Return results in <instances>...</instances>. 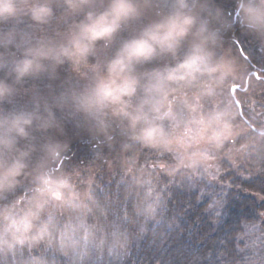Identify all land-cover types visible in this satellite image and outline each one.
Wrapping results in <instances>:
<instances>
[{
    "label": "trees",
    "instance_id": "1",
    "mask_svg": "<svg viewBox=\"0 0 264 264\" xmlns=\"http://www.w3.org/2000/svg\"><path fill=\"white\" fill-rule=\"evenodd\" d=\"M153 1L170 14L190 4ZM230 4L226 20L209 8L203 18L214 41L232 40L246 58L253 72L241 84L216 77L204 50L180 37L172 47L152 40L149 32L165 34L146 18L124 16L90 39L87 29L102 31L114 18L100 0H0V264H250L249 229L264 235V3ZM137 41L152 52L114 65ZM26 61L33 68L22 72ZM62 71L74 76L70 98L85 97L92 121L109 133L41 149L43 98ZM195 99L216 135L208 154L242 150L239 163L220 162L216 180L179 167L153 136L152 105L171 121ZM239 126L241 135H226Z\"/></svg>",
    "mask_w": 264,
    "mask_h": 264
},
{
    "label": "rangeland",
    "instance_id": "2",
    "mask_svg": "<svg viewBox=\"0 0 264 264\" xmlns=\"http://www.w3.org/2000/svg\"><path fill=\"white\" fill-rule=\"evenodd\" d=\"M100 1L108 10L114 13L113 5L116 0ZM230 1L233 3L235 0H220L218 4L216 0H190V4L187 5L185 11L180 14H170L162 10L153 0H130L136 9L135 13L132 14L134 17L139 19L146 18L145 20L148 25L159 33L166 34L171 30L173 36L182 38L187 45L203 49L211 61L212 72L216 77L227 78L241 84L246 76H250L253 72L248 68L246 58L241 54L240 50L235 48L232 40L221 39L214 41L216 35H211V28L214 25L208 20L209 18H203L205 10L209 8L216 10L217 14H220L226 20L227 14H230V11L227 13L228 9L225 6L230 7V9L233 6L230 4ZM262 2L264 3V0ZM241 5L243 6V2L234 5L237 14L240 12ZM185 20L188 21L187 24H184ZM201 22H203V25H201ZM173 23L186 29L183 35H176V28L173 27ZM159 25H163L164 27L158 28L157 26ZM204 27H209L208 33L200 30L204 29ZM68 74L63 73V71L60 74L58 73L55 92L48 95L47 90L43 98L44 105L42 106L41 114L42 120L44 119L42 128L45 133L42 135L40 141H45L46 145L41 149H44L46 146L48 148L63 146L67 140L73 139L78 135L87 136L95 133L107 136L109 133L107 126L100 125L98 128L97 124L92 121L93 111L90 110V104L85 97L79 96V99L83 101L81 104H76L70 98V83L74 80V76L71 77ZM256 75L258 76V73ZM261 75L264 78L263 71ZM244 88L246 89L247 86H244ZM185 102L186 106L182 107V111L178 116H172V122L168 121L170 120L168 115L162 113V104L155 103V105L151 106V110H154L159 116L153 136L157 138V141H162L171 148L170 151L176 155V159L180 162L179 167H188L193 171H202L207 178L216 180L221 171L220 162L226 160L230 163H239L237 160L240 158L242 150L231 147L226 154L209 155V143L211 139H215L216 135L207 133L200 119L201 115L198 111L200 104L198 100ZM139 111L138 109L137 112L139 113ZM244 130L243 126L234 127L228 129L226 135L236 137L241 135ZM51 158H47V162H50ZM41 167L40 164L37 167L30 165L26 167L25 173L28 174L34 170L40 171ZM2 174L6 175L7 172H0V175ZM82 188L84 186L81 187L80 193L76 196L80 200H83V196L85 198V192ZM249 231V234L252 235V258L250 259V264H264V235L257 226L251 227Z\"/></svg>",
    "mask_w": 264,
    "mask_h": 264
},
{
    "label": "clouds",
    "instance_id": "3",
    "mask_svg": "<svg viewBox=\"0 0 264 264\" xmlns=\"http://www.w3.org/2000/svg\"><path fill=\"white\" fill-rule=\"evenodd\" d=\"M75 6V5H73ZM114 9V18L111 22V24L107 27H105L102 31H96L95 29H87L90 32V39H96L103 35L110 34L111 31L114 30L116 23L118 20L122 19L124 16L132 15L135 13L136 9L134 5L130 2V0H116V2L113 5ZM103 19V17H102ZM188 21L185 20L184 24H187ZM158 28L164 27L163 25L157 26ZM173 27L176 28V35H183V33L186 31V29L183 26L177 25L173 23ZM148 36L156 41L157 43H160L161 45H167L168 47H172L175 43V39L173 36L172 31H168L164 36L160 37L157 36L153 32H149ZM152 47L146 42V41H137L133 44L126 45L125 51L122 53L116 61H114V65L121 66L123 64V61L125 58H132L137 55H146L152 52ZM67 55H71V53H66ZM41 65L36 64L35 69L39 70ZM33 68L32 61H26L25 67L22 69V72H26ZM27 122V121H25ZM18 126V125H17ZM21 132L23 131L22 128L19 129Z\"/></svg>",
    "mask_w": 264,
    "mask_h": 264
},
{
    "label": "water",
    "instance_id": "4",
    "mask_svg": "<svg viewBox=\"0 0 264 264\" xmlns=\"http://www.w3.org/2000/svg\"><path fill=\"white\" fill-rule=\"evenodd\" d=\"M237 88H240V86H239V85H234V86L232 87V91H234V90L237 89Z\"/></svg>",
    "mask_w": 264,
    "mask_h": 264
}]
</instances>
